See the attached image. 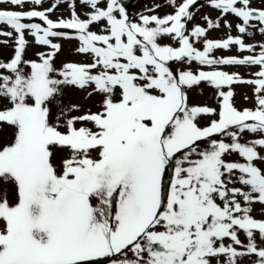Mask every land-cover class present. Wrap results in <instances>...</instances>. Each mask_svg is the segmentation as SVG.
Here are the masks:
<instances>
[{"label": "snow or ice", "instance_id": "snow-or-ice-1", "mask_svg": "<svg viewBox=\"0 0 264 264\" xmlns=\"http://www.w3.org/2000/svg\"><path fill=\"white\" fill-rule=\"evenodd\" d=\"M44 2L0 0V264H264V42L244 39L264 36V0H165L162 16ZM203 7L220 14L206 26ZM221 19L227 38H209ZM61 41L83 59L57 66ZM233 47L248 55H214ZM202 83L216 108L191 102ZM237 84L254 109L235 106Z\"/></svg>", "mask_w": 264, "mask_h": 264}, {"label": "rangeland", "instance_id": "rangeland-1", "mask_svg": "<svg viewBox=\"0 0 264 264\" xmlns=\"http://www.w3.org/2000/svg\"><path fill=\"white\" fill-rule=\"evenodd\" d=\"M56 0H45V2L42 5V8L37 10H43L48 7H50L53 3H55ZM161 4L162 7L158 10L159 15H164L166 13H171L172 9L171 7L164 6L165 0H133V3L130 8V12L135 13L138 11H141L144 9L145 6H152L154 4ZM198 4L205 3V0H197ZM256 6H259V0H256ZM5 7V6H0ZM32 6L29 5V8ZM195 8V6H194ZM27 10V9H26ZM77 11L78 13H84L87 11L86 6L79 3V0H77ZM207 14L210 16L213 20L217 19L220 15L218 11L213 10L209 7H203L197 12L195 17V23L200 24L201 26H206L205 21L202 19V17ZM70 12L68 9V5L66 2H61L59 4V7L56 11L50 14V18L53 20H56L60 17L63 18H69ZM81 18H85L83 15H81ZM227 19L229 22L233 24V29L231 31L232 36H237L238 32L235 28V24L238 22L234 17L228 16ZM39 22V21H37ZM221 28L220 29H213L209 32V38L211 39H226L228 35V30L223 27V19L220 21ZM93 30H96L95 28ZM4 39V38H0ZM29 40H31V37H28ZM246 43H261L264 42V36H261L259 33H257L254 37H244ZM63 44V51L59 55V59L57 61V66H59L61 61H81L83 57L77 55L74 53L73 49L76 46V42H68V41H61ZM163 43H169V41L164 40ZM198 47H201L200 45H197ZM43 49L37 47L35 44H31L30 48L27 53L28 59H35V53L38 51H41ZM202 50V47H201ZM11 54V49L4 47L3 45H0V59L6 58ZM214 55L220 56V57H228V56H237L242 58L244 55H248L246 52H239L235 47H233L230 51L225 50H217ZM175 66V65H174ZM236 67V68H235ZM235 71H229L228 66L222 67L220 70L228 71L229 73H239L244 79H254L255 77L251 75V73H254L258 71V67H244V66H234ZM192 70L195 72L197 71V66L193 64ZM209 70V69H204ZM233 90L235 92V106L238 109H254L256 106L255 102V96H254V88L252 85L248 84H237L233 86ZM202 92V94H201ZM245 96H247V99H245ZM69 98L73 99L76 103L89 105L91 106V100H85L82 93H70ZM191 102L193 104L197 105H207L209 107L216 108L217 102L214 98V90L208 87L207 85L203 84L199 86L198 89L193 90L190 93ZM254 137L251 135L246 134L245 137L242 139L241 142H245L246 140H250ZM230 159L236 160L240 159L238 156L234 155ZM261 206L259 204L254 205V211L252 212V215L257 219H264V215H261V213L257 210H259ZM241 239H244L243 236H241Z\"/></svg>", "mask_w": 264, "mask_h": 264}, {"label": "bare ground", "instance_id": "bare-ground-1", "mask_svg": "<svg viewBox=\"0 0 264 264\" xmlns=\"http://www.w3.org/2000/svg\"><path fill=\"white\" fill-rule=\"evenodd\" d=\"M217 16L219 17V15H217ZM235 68H236V67H235ZM235 68H234V66H231V67L228 66V70H229V71H235Z\"/></svg>", "mask_w": 264, "mask_h": 264}, {"label": "water", "instance_id": "water-1", "mask_svg": "<svg viewBox=\"0 0 264 264\" xmlns=\"http://www.w3.org/2000/svg\"><path fill=\"white\" fill-rule=\"evenodd\" d=\"M131 1H132V0H124V2L128 5V8H129V6H130V4H131Z\"/></svg>", "mask_w": 264, "mask_h": 264}]
</instances>
